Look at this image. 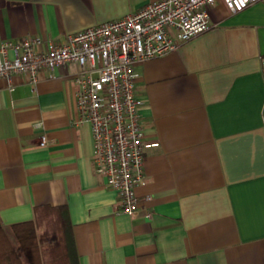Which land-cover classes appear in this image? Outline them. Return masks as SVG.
Masks as SVG:
<instances>
[{"label": "crops", "instance_id": "1", "mask_svg": "<svg viewBox=\"0 0 264 264\" xmlns=\"http://www.w3.org/2000/svg\"><path fill=\"white\" fill-rule=\"evenodd\" d=\"M151 1L0 0V44L57 42ZM208 11V31L135 67L149 146L134 217L94 171L89 124H74L78 66L13 75L12 90L0 78L3 224L65 207L78 264H264V1Z\"/></svg>", "mask_w": 264, "mask_h": 264}, {"label": "built area", "instance_id": "2", "mask_svg": "<svg viewBox=\"0 0 264 264\" xmlns=\"http://www.w3.org/2000/svg\"><path fill=\"white\" fill-rule=\"evenodd\" d=\"M217 0H154L121 18L105 21L64 39L43 43L26 36L0 44V78L13 89V75L37 83L43 71L70 63L78 66L73 80L75 125L88 123L93 168L116 191L121 211L134 217L139 208L135 187L143 181L144 149L140 110L135 94V67L161 57L181 42L208 31V9ZM232 13L264 0H220ZM264 80V56L261 58ZM46 140L41 138L40 145ZM149 215H146L148 217Z\"/></svg>", "mask_w": 264, "mask_h": 264}, {"label": "trees", "instance_id": "3", "mask_svg": "<svg viewBox=\"0 0 264 264\" xmlns=\"http://www.w3.org/2000/svg\"><path fill=\"white\" fill-rule=\"evenodd\" d=\"M67 209L38 208L30 221L0 220V264H78Z\"/></svg>", "mask_w": 264, "mask_h": 264}, {"label": "snow or ice", "instance_id": "4", "mask_svg": "<svg viewBox=\"0 0 264 264\" xmlns=\"http://www.w3.org/2000/svg\"><path fill=\"white\" fill-rule=\"evenodd\" d=\"M241 3H243V0H241Z\"/></svg>", "mask_w": 264, "mask_h": 264}]
</instances>
